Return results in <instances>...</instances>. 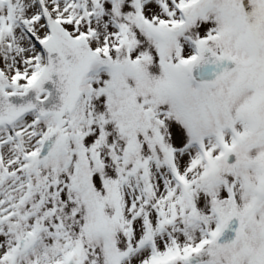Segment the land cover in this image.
<instances>
[{
    "label": "snow or ice",
    "instance_id": "6c2138e0",
    "mask_svg": "<svg viewBox=\"0 0 264 264\" xmlns=\"http://www.w3.org/2000/svg\"><path fill=\"white\" fill-rule=\"evenodd\" d=\"M0 264H264V0H0Z\"/></svg>",
    "mask_w": 264,
    "mask_h": 264
}]
</instances>
